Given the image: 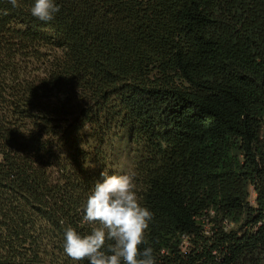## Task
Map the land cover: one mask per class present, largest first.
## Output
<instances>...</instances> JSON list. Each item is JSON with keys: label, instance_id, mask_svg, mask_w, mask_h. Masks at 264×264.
<instances>
[{"label": "trees", "instance_id": "1", "mask_svg": "<svg viewBox=\"0 0 264 264\" xmlns=\"http://www.w3.org/2000/svg\"><path fill=\"white\" fill-rule=\"evenodd\" d=\"M34 2L0 0V264H75L102 171L156 264H264V0Z\"/></svg>", "mask_w": 264, "mask_h": 264}, {"label": "clouds", "instance_id": "2", "mask_svg": "<svg viewBox=\"0 0 264 264\" xmlns=\"http://www.w3.org/2000/svg\"><path fill=\"white\" fill-rule=\"evenodd\" d=\"M18 7V0H8ZM55 0H35L31 15L48 22L59 11ZM87 197L82 222L90 225L81 234L73 227L64 233L63 251L75 264H156L146 235L154 214L141 205L136 192V173H100Z\"/></svg>", "mask_w": 264, "mask_h": 264}, {"label": "rangeland", "instance_id": "3", "mask_svg": "<svg viewBox=\"0 0 264 264\" xmlns=\"http://www.w3.org/2000/svg\"><path fill=\"white\" fill-rule=\"evenodd\" d=\"M114 158L117 160V162L119 163V165H124L126 166V150L123 146L120 147V153H117ZM127 171V169H126ZM253 194L251 193L250 194V199L252 200L253 199Z\"/></svg>", "mask_w": 264, "mask_h": 264}]
</instances>
